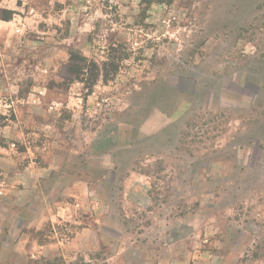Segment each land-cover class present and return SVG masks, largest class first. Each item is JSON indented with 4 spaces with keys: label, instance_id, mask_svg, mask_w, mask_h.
<instances>
[{
    "label": "rangeland",
    "instance_id": "374dc122",
    "mask_svg": "<svg viewBox=\"0 0 264 264\" xmlns=\"http://www.w3.org/2000/svg\"><path fill=\"white\" fill-rule=\"evenodd\" d=\"M16 2L0 264H264V0Z\"/></svg>",
    "mask_w": 264,
    "mask_h": 264
},
{
    "label": "crops",
    "instance_id": "0c3cea01",
    "mask_svg": "<svg viewBox=\"0 0 264 264\" xmlns=\"http://www.w3.org/2000/svg\"><path fill=\"white\" fill-rule=\"evenodd\" d=\"M5 2L3 5L2 3ZM4 6L0 9L1 13L6 18H0V40L8 39L9 42H13L14 38L18 36L17 32H22V26L25 25L22 16V9L19 8L16 0H0V5Z\"/></svg>",
    "mask_w": 264,
    "mask_h": 264
},
{
    "label": "trees",
    "instance_id": "16d2710c",
    "mask_svg": "<svg viewBox=\"0 0 264 264\" xmlns=\"http://www.w3.org/2000/svg\"><path fill=\"white\" fill-rule=\"evenodd\" d=\"M72 58L74 59L73 61H76V58H74V57H72ZM80 60L86 62V61H87V58H85V57L83 58V57H82V58L79 59V61H80ZM79 61L77 60V64H78ZM77 64H72V65L74 66V69H76V70L74 71V73H78V71H79V69H78V68H79V67H78L79 64H78V65H77Z\"/></svg>",
    "mask_w": 264,
    "mask_h": 264
}]
</instances>
